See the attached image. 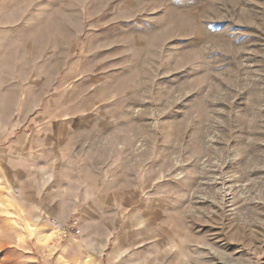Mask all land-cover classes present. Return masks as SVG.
<instances>
[{"label":"rangeland","instance_id":"obj_1","mask_svg":"<svg viewBox=\"0 0 264 264\" xmlns=\"http://www.w3.org/2000/svg\"><path fill=\"white\" fill-rule=\"evenodd\" d=\"M0 264H264V0H0Z\"/></svg>","mask_w":264,"mask_h":264},{"label":"built area","instance_id":"obj_2","mask_svg":"<svg viewBox=\"0 0 264 264\" xmlns=\"http://www.w3.org/2000/svg\"><path fill=\"white\" fill-rule=\"evenodd\" d=\"M62 234L66 237L71 234V231L69 229L62 228Z\"/></svg>","mask_w":264,"mask_h":264}]
</instances>
